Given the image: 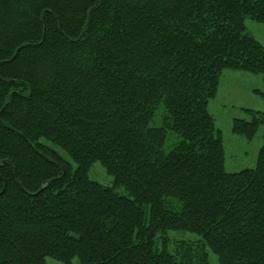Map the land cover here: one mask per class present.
I'll use <instances>...</instances> for the list:
<instances>
[{"label": "trees", "instance_id": "1", "mask_svg": "<svg viewBox=\"0 0 264 264\" xmlns=\"http://www.w3.org/2000/svg\"><path fill=\"white\" fill-rule=\"evenodd\" d=\"M246 18L264 0H0V264H264V145L226 171L208 109L223 70L264 73Z\"/></svg>", "mask_w": 264, "mask_h": 264}, {"label": "rangeland", "instance_id": "2", "mask_svg": "<svg viewBox=\"0 0 264 264\" xmlns=\"http://www.w3.org/2000/svg\"><path fill=\"white\" fill-rule=\"evenodd\" d=\"M245 24V33L252 35L264 45V23L246 18ZM263 94L264 73H251L235 69L223 70L217 94L210 99L208 109L215 119L216 127L221 131L225 148V169L228 172H238L256 166L258 152L264 145V124L260 125L256 135L251 140L233 132L232 126L235 118L252 119V115L245 110L246 108L264 113ZM164 112L163 107L158 109L153 125L159 123L158 120ZM180 140L181 138L177 134L170 132L164 145L165 151H170ZM54 148L64 158L70 160L69 155L64 150L57 146ZM90 175L104 185H113V176L106 172L100 162L93 163ZM115 190L120 195L127 194L123 187L115 188ZM167 237L170 240L168 250L171 252L175 250L176 241L198 238L195 234L183 230L169 231ZM49 261L63 264L51 259ZM74 263H78L77 259L74 260ZM209 264H219L217 256L212 252L209 254Z\"/></svg>", "mask_w": 264, "mask_h": 264}]
</instances>
